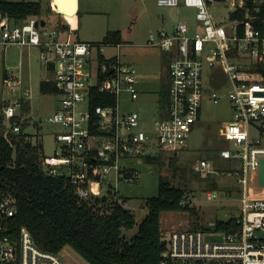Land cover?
I'll list each match as a JSON object with an SVG mask.
<instances>
[{"label":"built area","instance_id":"1","mask_svg":"<svg viewBox=\"0 0 264 264\" xmlns=\"http://www.w3.org/2000/svg\"><path fill=\"white\" fill-rule=\"evenodd\" d=\"M216 1L157 0L159 6L173 9L178 22L172 32L162 29L150 33L146 44L171 57L168 108L154 118L156 142L174 152L184 149L200 122L209 88L205 70H209L212 81L225 74L233 120L220 130L227 143L220 156L241 164L242 171L236 175L245 189L244 214L236 219L240 226L237 233H219L216 224L214 230H169L161 264H264V200L249 198V186L254 181L264 187V20L259 21L264 0H225L233 5L225 24L216 23L211 16L209 9ZM181 5L196 11L197 27L179 21ZM241 12L245 13L242 19H233ZM42 22L46 23L42 17L17 19L0 11V46L39 48L47 65H54L51 71L55 74L59 108L48 122L61 130L54 136L58 146L54 157L41 161L45 171L52 177L71 180L82 199L94 198L91 183L101 185L112 173L118 183L136 182L141 174L136 165L139 159L150 156L153 142L143 127L141 113L123 106L124 100L133 103L140 98L138 70L120 59L125 45L80 42L70 34L64 37L57 28H48L47 23L42 26ZM108 48L115 50L112 58L104 55ZM3 78L5 90L13 95L20 91L15 101L4 100L2 114L10 123L7 138L9 133L21 131V124H12V120L32 100V93L17 74L6 72ZM217 90L210 89L216 104L223 99ZM93 92L115 96L116 104L92 107ZM129 161L132 165H127ZM195 170L207 178H216L220 173L206 160ZM112 192L119 193L117 189ZM218 195L209 192L207 199L212 201ZM118 201L128 208L127 202ZM16 212L15 198L0 195V264H66L60 254L41 249L26 227L12 230L11 218Z\"/></svg>","mask_w":264,"mask_h":264},{"label":"rangeland","instance_id":"2","mask_svg":"<svg viewBox=\"0 0 264 264\" xmlns=\"http://www.w3.org/2000/svg\"><path fill=\"white\" fill-rule=\"evenodd\" d=\"M27 1L42 4V18L46 20L48 28H56L57 24L62 22L70 26L66 18L63 17L61 21L60 15L50 9L52 0ZM209 10L216 23L225 24L231 17L233 5L225 0H217ZM178 15L179 21L189 22L193 27L198 26L194 9L181 5L178 8ZM78 19V29L72 35L76 40L104 43L111 33L121 32V35L123 34L121 43L125 45L121 50V61L123 63L129 60L136 61L140 69L148 66L146 70L153 71V77L144 75L148 81L152 78V83H149L147 88L154 90L159 86L161 89V81H157L154 74L158 77L156 73L159 72L160 80L163 79L170 57L162 50L148 47L146 44L150 33H156L162 29L173 31L178 22L174 18L173 9L159 6L157 0H80ZM76 23L77 20L74 26ZM104 55L106 58H111L115 56V50L108 48ZM151 64H156L159 68L150 67ZM208 71V69L205 70L206 82L211 87L209 86L204 95L201 121L188 145L180 151L174 152L169 148L157 146L154 118L161 111L158 94L151 93L152 96H146L140 91L139 100L133 103H127L123 99L125 110L139 111L142 118L144 117L143 127L153 142L148 153L151 157L161 159L159 165L144 164L147 171L141 173L134 183L124 180L118 183L112 173L101 185L97 183L90 185L91 192L95 196H109V192L117 189L119 197L127 200L128 209L136 217L135 227L124 230L127 240L137 236L139 226L149 213L146 201L157 195L162 176L169 177L170 182L175 186L187 190L189 201L193 203L196 210L195 215L188 212H164L162 227L166 238L169 237L167 232L172 229L188 230L197 227L203 230H214V224L217 222L239 219L244 214L245 189L239 184V178L236 175V172L242 171L241 164L226 161L220 156L221 149L227 145L220 136V130L233 120V108L227 97L229 81L225 74L211 81ZM6 72L17 74L23 85L32 93V100L26 102L18 112L19 117L27 125L25 132L33 136L34 143L37 140L41 142L46 158L54 157L58 148L54 136L61 127L48 122V119L55 113L59 96L51 89L44 90L42 84L47 81L55 87V74L48 68L47 62L41 58L39 48L0 46V114L5 107L4 100L13 102L20 96V91L13 95L5 90L3 77ZM212 87L217 88L219 94L223 96L218 104L211 99ZM5 123L10 128V123L6 121ZM204 160L216 166L220 172L216 178L208 179L195 170V167ZM127 165H132L131 161ZM209 180H215L218 191H212ZM209 192H218L219 195L210 201L207 199ZM249 192L251 201L264 200V187L257 182L254 181L249 186ZM95 196L94 198H97ZM60 256L66 264H89L70 246L64 248Z\"/></svg>","mask_w":264,"mask_h":264},{"label":"trees","instance_id":"3","mask_svg":"<svg viewBox=\"0 0 264 264\" xmlns=\"http://www.w3.org/2000/svg\"><path fill=\"white\" fill-rule=\"evenodd\" d=\"M42 9L39 2L0 3L1 12L17 19L42 17ZM59 15L62 21L63 15ZM259 15V21L264 20V6ZM244 16L245 13L241 12L232 17L242 19ZM78 22L79 19L73 31H77ZM56 28L64 33L71 30L64 22L58 23ZM121 42V32L117 31L108 35L104 43ZM42 88L57 93L50 82H43ZM168 93V88L160 93L161 111L168 108ZM115 104L113 95L92 94V107ZM15 123L21 124V131L9 133L6 138L8 127L0 114V195H11L16 200L17 212L11 218L14 232L26 227L41 249L60 254L70 246L89 264H161L168 242L161 227L162 214H196L187 190L162 176L157 195L146 201L149 213L139 226L137 236L127 240L124 230L135 227L136 217L119 203V193L109 192V196L102 198L82 199L71 180L52 177L45 171L41 162L45 157L43 145L39 140L33 143V136L25 132L27 125L19 116L12 120V124ZM139 160L145 165L161 164L157 157L146 156ZM209 185L212 191H218L215 180H209ZM239 229L236 219L217 222L215 226V231L226 234L237 233Z\"/></svg>","mask_w":264,"mask_h":264},{"label":"crops","instance_id":"4","mask_svg":"<svg viewBox=\"0 0 264 264\" xmlns=\"http://www.w3.org/2000/svg\"><path fill=\"white\" fill-rule=\"evenodd\" d=\"M174 14H175V12H174ZM174 18L176 19V17L174 16ZM76 20H78V16L75 18V22H76ZM74 24V23H73ZM71 26L72 27H74V25H70V28H71ZM73 32H75V31H73V28H72V30H70L69 32H66V33H64V37L65 36H68L69 34H70V36H71V38L72 39H75V38H73ZM122 39H123V34H122ZM76 40V39H75ZM77 41H80V42H85V43H92V42H86V41H81V40H77ZM159 49V48H158ZM166 54V53H165ZM168 55V54H167ZM169 57H170V55H168ZM112 58V57H111ZM123 62V61H122ZM170 62H171V57H170V60H169V62H168V66H167V69H166V75H162L163 76V79L161 78V80H160V73L159 72H157L156 73V71H154L157 75H158V77L154 74V77H156V80L157 81H161V83H160V88L161 89H159V86H158V88H156V89H148L147 87V85L150 83H152V78L151 77H153V71L152 72H148L146 69L148 68V66H145V69H140L138 66H137V62L136 61H128V62H125L124 64H127V65H131V66H133V67H135L137 70H138V78H139V84H138V86H139V90L140 89H144V90H140L141 92H143V93H145V95L146 96H152V94L151 93H155V94H158V101H160V93H161V91H162V89H163V87H165V89L166 88H168L169 89V84H168V72H169V65H170ZM139 69H138V68ZM150 67H157V69L159 68L156 64H151L150 65ZM50 69V68H49ZM51 70V69H50ZM141 72H143V73H141ZM147 73V74H146ZM149 74V75H148ZM147 75V76H151L150 78V80L151 81H148L147 80V78L145 77V76ZM141 76V77H140ZM212 81V80H211ZM158 84V83H157ZM210 87H211V85L210 84H208ZM213 85V84H212ZM143 87V88H142ZM213 88V87H212ZM160 90V91H159ZM141 94V93H140ZM157 96V95H156ZM144 118V117H143ZM202 118V117H201ZM200 121H201V119H200ZM200 123V122H199ZM199 123H198V125H199ZM197 125V126H198ZM197 128V127H196ZM34 143V142H33ZM140 163H143L144 164V162L143 161H141ZM216 167V166H215ZM211 179V178H210ZM212 179H214V178H212ZM161 221H162V219H161ZM161 227H162V222H161ZM164 229H163V227H162V231H163Z\"/></svg>","mask_w":264,"mask_h":264},{"label":"water","instance_id":"5","mask_svg":"<svg viewBox=\"0 0 264 264\" xmlns=\"http://www.w3.org/2000/svg\"><path fill=\"white\" fill-rule=\"evenodd\" d=\"M55 1V0H54ZM64 2V1H63ZM210 4V3H209ZM61 5H58V9H60ZM51 10L52 6L50 7ZM72 10V9H71ZM69 11V10H68ZM80 11V0H74V8L71 11V13H74V15L77 17ZM57 13L63 15L64 17V13L58 11ZM45 22H42V26H45ZM53 63H50L48 68L53 69ZM59 108V103L56 104V109ZM136 169L140 172V173H145L147 171L146 166L143 163H138L136 165ZM261 184L264 186V160L262 161V165H261Z\"/></svg>","mask_w":264,"mask_h":264},{"label":"bare ground","instance_id":"6","mask_svg":"<svg viewBox=\"0 0 264 264\" xmlns=\"http://www.w3.org/2000/svg\"><path fill=\"white\" fill-rule=\"evenodd\" d=\"M52 1H53L52 3L54 5L55 11L63 12L64 18H66L67 22L70 25H74L73 23H75L76 16L74 15V13H71V11L74 8V0H55V1L52 0ZM58 5H61L60 9H58Z\"/></svg>","mask_w":264,"mask_h":264},{"label":"flooded vegetation","instance_id":"7","mask_svg":"<svg viewBox=\"0 0 264 264\" xmlns=\"http://www.w3.org/2000/svg\"><path fill=\"white\" fill-rule=\"evenodd\" d=\"M57 104V103H56Z\"/></svg>","mask_w":264,"mask_h":264}]
</instances>
